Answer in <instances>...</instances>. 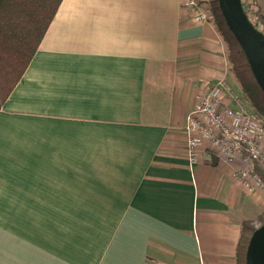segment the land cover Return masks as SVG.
I'll use <instances>...</instances> for the list:
<instances>
[{"label": "crops", "instance_id": "1", "mask_svg": "<svg viewBox=\"0 0 264 264\" xmlns=\"http://www.w3.org/2000/svg\"><path fill=\"white\" fill-rule=\"evenodd\" d=\"M188 16L61 0L0 107V264H237L264 191L238 183L239 159L185 156L196 96L232 87L219 30ZM68 208L69 251L43 247L42 209Z\"/></svg>", "mask_w": 264, "mask_h": 264}, {"label": "built area", "instance_id": "2", "mask_svg": "<svg viewBox=\"0 0 264 264\" xmlns=\"http://www.w3.org/2000/svg\"><path fill=\"white\" fill-rule=\"evenodd\" d=\"M195 23L207 21L205 5L199 0H182ZM243 9L247 8L242 3ZM185 156L189 165L214 154L225 163L239 159L234 177L249 191H264L258 171L264 172V121L249 109V100L229 87L225 78L196 96L195 106L185 116Z\"/></svg>", "mask_w": 264, "mask_h": 264}, {"label": "trees", "instance_id": "3", "mask_svg": "<svg viewBox=\"0 0 264 264\" xmlns=\"http://www.w3.org/2000/svg\"><path fill=\"white\" fill-rule=\"evenodd\" d=\"M60 2L61 0H0V107L30 63ZM199 2L205 5L207 18L213 21L217 29L219 25L226 27L220 14L217 0H210V8H206L207 4L201 0ZM244 11L249 17L250 7L249 9L244 8ZM251 23L254 26L256 25L254 22ZM259 31L264 35V23ZM231 53L232 50H230L228 56L236 74H238L237 70L244 72V69H249L246 59L245 63L240 65V68L238 65L239 61ZM239 82L242 86V91L247 94L244 96L249 99L248 92L252 89H248L247 87H250L248 85L244 87L241 80ZM259 91L262 93L260 88ZM262 95L264 96L263 93ZM250 100L249 109L260 115L259 111L255 109L254 103L250 102ZM257 171L264 182V172L258 170V168ZM253 230V228L250 229V234ZM247 241V237L241 238L239 241L237 264H245Z\"/></svg>", "mask_w": 264, "mask_h": 264}, {"label": "rangeland", "instance_id": "4", "mask_svg": "<svg viewBox=\"0 0 264 264\" xmlns=\"http://www.w3.org/2000/svg\"><path fill=\"white\" fill-rule=\"evenodd\" d=\"M249 9V20L250 22H254L257 29H261L264 23V0H241ZM205 4H207L206 8H210V0H202ZM219 33L222 36V40H224V51L226 53L227 58V72L226 77L230 85H232L233 89L241 93L242 95H247L242 91V86L239 80L242 81L243 86L247 87L250 90L248 92L250 98V102L254 103V107L259 111L260 117L264 121V96L259 91L258 85L254 80L250 69H244V72L239 70L238 74H236L234 70V66L229 60V52L232 50V56L236 57L237 61H239L238 65H243L245 63V56L243 55L238 43L235 38L231 35V33L227 30L224 25H219L218 27ZM236 64V62H235ZM241 68V67H240ZM257 86H256V85ZM251 103V105H252ZM256 104V105H255ZM253 107V105H252ZM51 220V221H50ZM52 221H56L53 223ZM42 238H43V247L49 248L54 251H69V208L68 209H42Z\"/></svg>", "mask_w": 264, "mask_h": 264}, {"label": "water", "instance_id": "5", "mask_svg": "<svg viewBox=\"0 0 264 264\" xmlns=\"http://www.w3.org/2000/svg\"><path fill=\"white\" fill-rule=\"evenodd\" d=\"M227 29L241 48L250 72L264 94V35L247 17L241 0H217ZM245 264H264V223L251 233L245 250Z\"/></svg>", "mask_w": 264, "mask_h": 264}]
</instances>
